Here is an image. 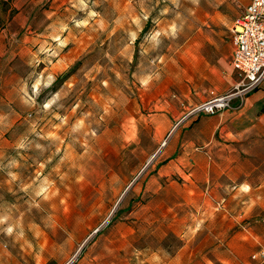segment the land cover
Here are the masks:
<instances>
[{
	"label": "rangeland",
	"instance_id": "rangeland-1",
	"mask_svg": "<svg viewBox=\"0 0 264 264\" xmlns=\"http://www.w3.org/2000/svg\"><path fill=\"white\" fill-rule=\"evenodd\" d=\"M247 1L0 0V264H264V93L188 113Z\"/></svg>",
	"mask_w": 264,
	"mask_h": 264
},
{
	"label": "built area",
	"instance_id": "built-area-1",
	"mask_svg": "<svg viewBox=\"0 0 264 264\" xmlns=\"http://www.w3.org/2000/svg\"><path fill=\"white\" fill-rule=\"evenodd\" d=\"M231 31L230 63L237 73L236 81L223 92L211 91L188 113L212 114L232 108L235 101H243L264 80V0H248L234 18ZM251 258L264 260V244L251 253Z\"/></svg>",
	"mask_w": 264,
	"mask_h": 264
},
{
	"label": "crops",
	"instance_id": "crops-1",
	"mask_svg": "<svg viewBox=\"0 0 264 264\" xmlns=\"http://www.w3.org/2000/svg\"><path fill=\"white\" fill-rule=\"evenodd\" d=\"M247 3V2H246ZM245 3V4H246ZM245 4L242 6V8L240 9V11L238 12V14L240 13V12H242L243 11V9H244V6H245ZM237 14V15H238ZM236 15V16H237ZM235 16V17H236ZM234 17V18H235ZM233 24V23H232ZM231 29H232V26H231ZM233 43V42H232ZM231 50H232V46H231V44H230V52H231ZM232 54V53H231ZM231 57V56H230ZM232 68H233V66H232ZM236 79H237V73H236V71H235V69L233 68V70H232V74H231V76H230V87L233 85V83L236 81ZM260 87H259V89H257L256 90V93H264V80H262V82H261V84L259 85ZM228 89V88H227ZM226 89V90H227ZM223 91H225V90H223ZM223 91H220V92H223ZM252 95V94H251ZM200 120L201 121H205V120H208V116L207 117H202V118H200ZM210 120V119H209ZM174 142H176V139H172V143H174Z\"/></svg>",
	"mask_w": 264,
	"mask_h": 264
},
{
	"label": "water",
	"instance_id": "water-1",
	"mask_svg": "<svg viewBox=\"0 0 264 264\" xmlns=\"http://www.w3.org/2000/svg\"><path fill=\"white\" fill-rule=\"evenodd\" d=\"M96 231V230H95Z\"/></svg>",
	"mask_w": 264,
	"mask_h": 264
}]
</instances>
